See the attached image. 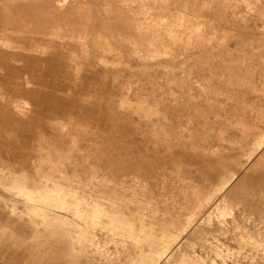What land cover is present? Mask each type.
<instances>
[{"label": "rangeland", "instance_id": "obj_1", "mask_svg": "<svg viewBox=\"0 0 264 264\" xmlns=\"http://www.w3.org/2000/svg\"><path fill=\"white\" fill-rule=\"evenodd\" d=\"M26 1L0 0V264H264V0H50L31 34Z\"/></svg>", "mask_w": 264, "mask_h": 264}, {"label": "crops", "instance_id": "obj_2", "mask_svg": "<svg viewBox=\"0 0 264 264\" xmlns=\"http://www.w3.org/2000/svg\"><path fill=\"white\" fill-rule=\"evenodd\" d=\"M25 5V9H21L20 13L25 12L26 14V25L25 29L27 33L31 34L37 31L39 28L44 30L49 26L43 21L39 22L36 15L38 13H42L43 15L46 14L49 17V4L50 0H42V4L39 5L35 2V0H27ZM18 7V6H17ZM17 12V8L14 10ZM48 22V20H46ZM235 45V44H234Z\"/></svg>", "mask_w": 264, "mask_h": 264}, {"label": "bare ground", "instance_id": "obj_3", "mask_svg": "<svg viewBox=\"0 0 264 264\" xmlns=\"http://www.w3.org/2000/svg\"><path fill=\"white\" fill-rule=\"evenodd\" d=\"M64 1V0H63ZM58 3V2H57ZM63 4H66V3H63ZM60 5H61V3H60ZM26 104H28V103H26ZM157 256H159V255H157ZM187 258V257H186ZM185 260V259H184ZM187 260V259H186ZM180 261V260H179ZM183 261V260H182ZM190 262V261H189ZM216 263V262H215ZM215 263H213V264H215ZM177 264H181V263H177ZM187 264H190V263H187ZM196 264V263H195ZM198 264H200V263H198Z\"/></svg>", "mask_w": 264, "mask_h": 264}]
</instances>
